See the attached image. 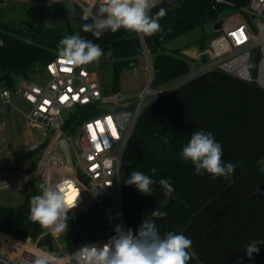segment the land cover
<instances>
[{
	"label": "trees",
	"instance_id": "16d2710c",
	"mask_svg": "<svg viewBox=\"0 0 264 264\" xmlns=\"http://www.w3.org/2000/svg\"><path fill=\"white\" fill-rule=\"evenodd\" d=\"M250 0H161L151 9L160 18L163 31L150 37L120 29L104 30L97 37L82 30L92 23L82 19L74 7L75 31L65 24L29 22L24 27L0 24V84L12 88L17 78L27 79L41 71L58 55L59 41L79 34L98 44L104 51L99 65L111 63L114 86L121 72L142 57L146 49L152 61L154 79L151 88L171 84L188 75L191 62L179 51L168 48L174 39L203 29L227 10L240 11ZM6 30V31H5ZM203 37L199 48L206 47ZM203 43V44H202ZM111 52V56L108 53ZM111 91V90H110ZM107 93V92H106ZM78 115L68 121L71 125ZM211 133L223 149L222 161L235 165L229 177L212 179L210 174H195L190 161L182 158V149L191 133ZM264 89L253 82L236 79L212 70L182 82L152 99L141 111L129 138L121 168L127 180L133 170L152 177L154 191L139 193L126 183L122 189L123 226L138 230L144 219L155 220L160 234L183 232L191 241L188 264H264ZM150 169H155L152 173ZM167 179L174 188L165 196L159 181ZM39 195L30 187L16 208L0 206V232L20 241L36 239L45 231L29 219L30 200ZM166 213L152 217V211ZM115 227L101 206L93 205L73 217L61 238L64 250L72 253L86 241L111 236ZM259 241L260 252L247 258L246 246ZM41 245L53 253L51 239L44 236Z\"/></svg>",
	"mask_w": 264,
	"mask_h": 264
},
{
	"label": "built area",
	"instance_id": "2783aa9c",
	"mask_svg": "<svg viewBox=\"0 0 264 264\" xmlns=\"http://www.w3.org/2000/svg\"><path fill=\"white\" fill-rule=\"evenodd\" d=\"M17 1L34 7H54L69 1L83 13H90L92 22L93 17L103 18L96 14L101 0ZM239 12L247 14L256 32L253 33L244 19L214 21L213 26L219 24V28L213 30L214 37L198 55V61H202L192 77L219 70L264 89V0H250ZM254 52H258V59L252 74L250 65ZM142 57L146 63L147 81L144 89L135 96L106 93L90 64L73 66L59 55L39 71L47 77L41 84L30 83L21 77L12 88L0 84V119L14 107L13 96L24 105L25 111H17L27 124L41 129V139L27 147L30 152H39L35 168L23 171L16 179L0 181V190L39 180L41 186L59 187L69 207L76 204L68 212L67 223L93 205H99L105 215L114 220L115 227L123 225L122 189L126 179L121 168L122 159L141 111L149 98L157 94L151 88L154 72L146 49H143ZM128 68L136 75L135 63H130ZM133 98L138 100L135 105ZM69 110L72 117L78 115V121L71 125L68 121L72 117L65 120L61 115ZM62 140L69 148L72 174L66 173L65 157L56 150ZM66 231L54 235L46 228L36 239L24 241L0 232V264H36L37 260L43 264H77L74 257L83 245L103 246L110 238L86 241L74 252L67 253L61 243ZM44 236L51 239L53 253L48 246L41 245Z\"/></svg>",
	"mask_w": 264,
	"mask_h": 264
},
{
	"label": "clouds",
	"instance_id": "9594fccd",
	"mask_svg": "<svg viewBox=\"0 0 264 264\" xmlns=\"http://www.w3.org/2000/svg\"><path fill=\"white\" fill-rule=\"evenodd\" d=\"M155 0H101L99 15L102 19L93 17L92 23L82 25V30L99 37L104 30L116 32L125 29L130 32L152 36L163 31L160 18L166 15L161 8L154 15L151 9ZM90 13L85 12L82 19L87 21ZM58 55L73 66L88 65L99 62L104 55L103 49L91 40L82 38L79 34L65 36L59 41ZM111 56V52L108 53ZM182 158L190 161L195 174H210L214 180L217 177H229L235 171V165L222 161L223 149L211 133L203 130L191 133L188 143L182 149ZM155 173V169H150ZM129 186H135L141 194L154 191L155 181L145 173L133 170L125 181ZM160 186L165 196H171L174 188L169 180L161 179ZM41 194L30 200L29 219L42 227L49 228L54 235L68 229V212L76 204L69 207L64 200L59 187L41 186ZM165 212L159 209L152 211V217L163 218ZM259 241H252L245 248L248 259H254V253L259 254ZM192 241L183 234L169 231L161 235L152 218L144 219L138 230L125 229L116 225L115 234L103 246L85 244L75 254L77 264H188L191 259L189 249ZM36 264H43L37 260ZM241 264V262H239Z\"/></svg>",
	"mask_w": 264,
	"mask_h": 264
},
{
	"label": "rangeland",
	"instance_id": "374dc122",
	"mask_svg": "<svg viewBox=\"0 0 264 264\" xmlns=\"http://www.w3.org/2000/svg\"><path fill=\"white\" fill-rule=\"evenodd\" d=\"M155 3H158V1H156ZM74 7L75 6L73 5V3L69 1H62L61 3L55 5L54 7H34L33 5H30L28 3H21L18 2L17 0H5L4 4L0 5V24H3L5 26L9 25L15 28L17 27L24 28L29 24V22H31L27 17H33V18L58 17V18H65L64 23H51V24H60V25L65 24L75 31L76 21L74 18ZM230 18H233L234 20L237 21H241L242 19H244L250 24L253 33L256 32L253 26V22L249 20L247 14L241 13L239 11L227 10L217 18V21H221V20L226 21L229 20ZM45 23H49V22H45ZM212 27H213V22H210L206 24L203 29H197L181 37H178L169 43L168 48L172 51L182 52L190 48H193L194 46H199L200 44L199 41L203 37L206 38L204 44L207 46L209 41L214 37ZM0 29L4 31V29L2 28ZM201 61H199V63H201ZM145 64L146 63L143 57L137 59V62L135 64L136 75L134 74V71L132 69L130 68L124 69L119 75V78L117 79V83H116L117 87L115 91L123 96H135L140 89H144L147 81V77L144 72ZM90 65L94 70L95 76L98 77V79L100 80L103 89L107 93H112L113 91L112 88L114 86V75H113L112 64L107 63L105 65H99L97 62H94ZM191 71L193 70L191 69ZM191 71L188 75H186L185 77L181 78L178 81H175L168 85L160 86L157 89L152 88V90L156 91L157 94L149 98V102L152 99L168 92L169 90L174 88L175 85H177L178 83L180 84L181 81L185 79H190L193 76L192 73H194ZM26 80L30 83L41 84L47 80V77L44 72H36L30 74ZM159 89L160 90L166 89V90L160 92ZM133 99L134 100H132V102L133 105H135V103H137L138 100L135 98ZM12 103L15 108L25 111L24 105L20 104L18 100H14L13 96H12ZM9 112L11 113V115L15 113L14 109L12 108H9ZM71 113H72L71 110L63 111L61 115L63 119L66 120L72 117ZM18 128L19 126L16 125L15 122H13L12 125H7L6 129L0 133V139L4 137L6 139V144L3 145V147L0 146V181L11 180L14 177H16L17 171L19 170L23 161L28 162V166H29L28 171L33 170L39 158V152L38 153L30 152L27 149L28 145L26 143L18 142L17 140ZM40 131L41 129L34 130L33 140L36 142H38L39 139H41L39 134ZM261 170L262 172H264V160H262L261 162ZM32 186L36 189V191L39 194H41L42 189L39 180H35L31 184L23 183L18 186L10 187L7 189H1L0 206L16 208L23 202L24 199V196H22L20 191L25 192L27 190L26 193H28L30 187ZM18 189H20V191ZM114 234H115V227L111 233V236H113Z\"/></svg>",
	"mask_w": 264,
	"mask_h": 264
},
{
	"label": "crops",
	"instance_id": "0c3cea01",
	"mask_svg": "<svg viewBox=\"0 0 264 264\" xmlns=\"http://www.w3.org/2000/svg\"><path fill=\"white\" fill-rule=\"evenodd\" d=\"M156 1L157 0H155V2ZM201 52L202 51L200 50L199 46H194L193 48H190L188 50L180 52L183 56H185L186 58H188L190 60V62H191L190 64L192 67L191 69L193 70L191 72H194V73L196 72V69L199 66L198 55ZM136 62H135V64H136ZM186 80L187 79L181 81L180 83L185 82ZM177 85H175V86H177ZM164 90H166V89L160 90V92H162ZM10 108L14 109L15 113H13L11 115V113L9 112V109H8L7 113L0 119V133L6 129L7 125H12V123L15 122V124L19 126V128L17 129V140H18V142L19 143H26L27 145H29L30 143H33L34 142V140H33L34 139V130L40 129V128L34 127V126L33 127L29 126V124H27V122L24 120V118L19 114V112L17 111V108H14V107H10ZM10 137H11V135H10ZM5 144H6V139L4 137V138L0 139V146L3 147V145H5ZM25 170H29V166H28L27 161H23L19 170L17 171V176L14 177L13 179H16ZM13 179H11V180H13ZM3 181H9V180H3ZM18 190L20 191V189H18ZM26 191L25 192L20 191L22 196L25 197L27 195Z\"/></svg>",
	"mask_w": 264,
	"mask_h": 264
},
{
	"label": "water",
	"instance_id": "95a60500",
	"mask_svg": "<svg viewBox=\"0 0 264 264\" xmlns=\"http://www.w3.org/2000/svg\"><path fill=\"white\" fill-rule=\"evenodd\" d=\"M158 2H160L161 0H157ZM4 4V0H0V5ZM96 14L99 15V11H96ZM32 23L35 24H40V23H45V22H49V23H64L65 18H58V17H46V18H33V17H27ZM253 18V17H252ZM219 28V24H215L212 29L215 31ZM258 59V52H254L253 53V58H252V62L250 65V69L252 74H254L255 72V66H256V62ZM119 110V109H118ZM56 150L61 152L66 160V173L67 174H72L71 171V164H70V154H69V148L66 144V142L64 140L60 141L57 146H56ZM68 227H69V222L67 223Z\"/></svg>",
	"mask_w": 264,
	"mask_h": 264
},
{
	"label": "snow or ice",
	"instance_id": "6c2138e0",
	"mask_svg": "<svg viewBox=\"0 0 264 264\" xmlns=\"http://www.w3.org/2000/svg\"><path fill=\"white\" fill-rule=\"evenodd\" d=\"M71 202V201H70Z\"/></svg>",
	"mask_w": 264,
	"mask_h": 264
}]
</instances>
